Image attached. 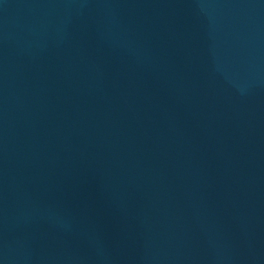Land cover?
I'll list each match as a JSON object with an SVG mask.
<instances>
[{
    "label": "water",
    "instance_id": "obj_1",
    "mask_svg": "<svg viewBox=\"0 0 264 264\" xmlns=\"http://www.w3.org/2000/svg\"><path fill=\"white\" fill-rule=\"evenodd\" d=\"M0 264H264V0H0Z\"/></svg>",
    "mask_w": 264,
    "mask_h": 264
}]
</instances>
